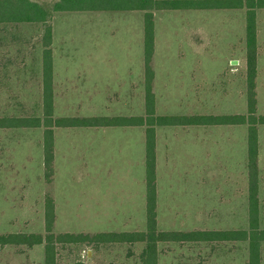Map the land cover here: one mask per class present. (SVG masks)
Listing matches in <instances>:
<instances>
[{
    "label": "rangeland",
    "instance_id": "rangeland-1",
    "mask_svg": "<svg viewBox=\"0 0 264 264\" xmlns=\"http://www.w3.org/2000/svg\"><path fill=\"white\" fill-rule=\"evenodd\" d=\"M233 13L199 12V21L207 19L210 28L196 48L189 30L195 14L156 13L152 67L158 115L248 114V14ZM228 19L235 37L227 35ZM45 50L41 25L0 24V118L44 117ZM53 57L55 118L146 114L145 13L56 14ZM258 100V114L264 115V89ZM45 134V127L0 129V234L45 235L49 196L56 235L148 230L145 128L55 129L51 183ZM157 158L160 231L251 230L249 126L158 128ZM260 170L264 230V151ZM194 189L198 196H192ZM145 248L59 245L57 264H144ZM158 253L159 264L251 260L248 242L160 244ZM0 264H46V246L5 247Z\"/></svg>",
    "mask_w": 264,
    "mask_h": 264
},
{
    "label": "trees",
    "instance_id": "trees-1",
    "mask_svg": "<svg viewBox=\"0 0 264 264\" xmlns=\"http://www.w3.org/2000/svg\"><path fill=\"white\" fill-rule=\"evenodd\" d=\"M192 10H246L247 39L249 46L248 70V114L247 115H176L157 114L156 96L153 91L155 72V16L159 11ZM264 10V0H55L42 3L33 0H0V24L41 25L45 40L44 117L0 118V129L46 128L45 170L51 183L54 177V130L76 128H131L146 129L147 135V211L148 230L131 233L61 234L54 233L55 205L52 197H47L46 234H0V250L8 247H31L45 244L46 264H57L59 245L96 244H144L141 256L144 264H159L160 244H213L227 242H248L250 244V264H261L264 230L260 222L259 201V127L264 126V115L258 113L257 65L258 36L257 12ZM145 12V64H146V114L132 117H54V65H53V21L56 14L71 12ZM249 126V168L251 230L247 231H180L164 232L158 228V186H157V130L158 128Z\"/></svg>",
    "mask_w": 264,
    "mask_h": 264
},
{
    "label": "crops",
    "instance_id": "crops-1",
    "mask_svg": "<svg viewBox=\"0 0 264 264\" xmlns=\"http://www.w3.org/2000/svg\"><path fill=\"white\" fill-rule=\"evenodd\" d=\"M198 1H203V0H198ZM236 11H239V10H192V11H175V12H190L191 14H195V15H191L190 16V27H189V30H190V41H191V45L195 48L196 47H199V43L201 41V38L204 37V34L206 36V33L207 31L209 30L210 28V21H208L207 19H205L204 21H199V17H198V13L200 12L201 14H204V13H208V12H225L226 14L227 13H233V12H236ZM118 12H123V11H118ZM159 12H165V11H159ZM145 13V12H143ZM156 13L158 12H154V16L156 17ZM224 14V13H223ZM235 14V13H233ZM234 16V15H232ZM229 18V17H228ZM145 20H146V13H145ZM156 21L157 19H155V52H156ZM244 25H245V19H243L242 21V28L244 30ZM53 26H54V21H53ZM227 26H228V34L227 35H232L233 37H235V32L231 29L235 26V24L233 22L230 23V19L227 20ZM257 36H258V47H259V50L261 49L260 47H264V10H259L257 12ZM236 39V38H235ZM145 47H146V32H145ZM53 52H54V31H53ZM155 55V54H154ZM54 58V57H53ZM53 65H54V62H53ZM146 65V64H145ZM259 69V74H257V80H256V85H257V88H256V91H257V97L259 98V91L261 89H264V79H263V76L262 74L264 73L262 70H260V67L258 68ZM257 69V70H258ZM145 71H146V66H145ZM258 73V71H257ZM259 102V100H258ZM258 112H259V109H258ZM228 127H236V126H228ZM168 128H177V127H168ZM190 128H199V127H190ZM263 128L264 126H260L259 127V201H260V216H261V203H262V200H261V196H260V193H261V190L263 188V184H262V177H263V174H262V171L260 170V158L262 157V154H263V151H264V136H263ZM202 141V138H198V137H195V141ZM156 152H157V148H156ZM157 163H158V158H157ZM198 183V179L196 181V184ZM157 186H158V177H157ZM198 188V185L197 187ZM199 192H195V189L193 190V194L192 196H198ZM158 207H159V189H158ZM261 221V219H260Z\"/></svg>",
    "mask_w": 264,
    "mask_h": 264
}]
</instances>
